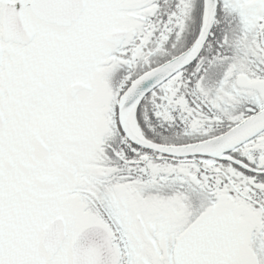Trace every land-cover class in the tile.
Instances as JSON below:
<instances>
[{
    "label": "snow or ice",
    "instance_id": "6c2138e0",
    "mask_svg": "<svg viewBox=\"0 0 264 264\" xmlns=\"http://www.w3.org/2000/svg\"><path fill=\"white\" fill-rule=\"evenodd\" d=\"M0 264H264V0H0Z\"/></svg>",
    "mask_w": 264,
    "mask_h": 264
}]
</instances>
